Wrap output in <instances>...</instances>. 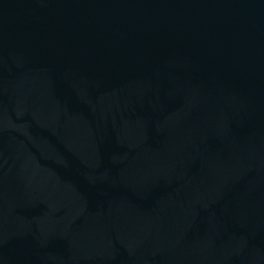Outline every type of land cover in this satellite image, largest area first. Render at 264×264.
Listing matches in <instances>:
<instances>
[{
    "label": "water",
    "instance_id": "obj_1",
    "mask_svg": "<svg viewBox=\"0 0 264 264\" xmlns=\"http://www.w3.org/2000/svg\"><path fill=\"white\" fill-rule=\"evenodd\" d=\"M0 264H264V0H0Z\"/></svg>",
    "mask_w": 264,
    "mask_h": 264
}]
</instances>
